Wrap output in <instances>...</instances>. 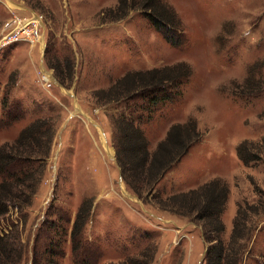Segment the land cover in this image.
Returning <instances> with one entry per match:
<instances>
[{
    "label": "rangeland",
    "instance_id": "obj_1",
    "mask_svg": "<svg viewBox=\"0 0 264 264\" xmlns=\"http://www.w3.org/2000/svg\"><path fill=\"white\" fill-rule=\"evenodd\" d=\"M145 1L0 0V147L36 120L53 134L22 211L0 216L11 264H217L205 258L215 244L220 264H264V0H163L180 26L176 46L143 15ZM164 67L189 76L169 82L175 96L150 115L145 89L111 92L127 74ZM123 119L150 156L172 125L194 123L200 134L141 197L117 162ZM213 180L228 196L220 241L210 242L198 212L182 217L169 200Z\"/></svg>",
    "mask_w": 264,
    "mask_h": 264
},
{
    "label": "trees",
    "instance_id": "obj_2",
    "mask_svg": "<svg viewBox=\"0 0 264 264\" xmlns=\"http://www.w3.org/2000/svg\"><path fill=\"white\" fill-rule=\"evenodd\" d=\"M144 4L143 15L155 30L164 35L170 45L180 44V37L175 36L174 38L176 29L180 26L175 21L172 9L167 7L163 0H146ZM175 67L177 72L182 73L180 68H184V64ZM169 74L173 75L174 73L166 67L127 74L119 80L116 87L111 88V92L113 90L117 92V89L123 85H126L127 90L124 89L126 94L132 93L135 88L145 89L144 98L147 99L148 106L147 109L144 108L146 103L143 107L141 106V109L150 115L153 111L151 108L158 107L163 102H170L175 96L174 93L171 94L168 91L173 88L169 82L180 81L189 76L188 72L174 77ZM115 98L117 100L119 94ZM125 120L123 119L120 125L117 123V162L121 167L122 179L134 193L141 197L145 188L152 187L167 170L179 163L194 144L199 142L200 134L194 123L172 125L164 141L158 144L155 153L150 156L148 142L140 128L134 122ZM52 138L53 134L48 123L45 120H36L21 131L14 141V145L0 147V175L2 176L0 181V216L7 213L9 206L17 205L19 212L22 211L26 200H29L26 190H31L33 181H35V172L32 170L39 161L38 159L45 155L47 149V142H43V140L46 139L48 143H51ZM15 151L17 153H14ZM22 168L26 171L20 170ZM12 169L15 173L20 170L18 178L7 175L8 171ZM208 187L212 188L209 192L206 191ZM200 192H203V195H200ZM227 196V187L220 181L213 180L197 189L175 195L169 202L172 205L170 207L178 206L180 208L182 217H191L196 210L198 213L195 220L201 221L205 240L212 242L214 238L220 241L219 236L224 230L220 215L224 211ZM88 211L89 207L81 208L75 216L71 232L72 242L76 243L77 236L81 233V225L85 223L89 215ZM210 234H213L214 238L209 239ZM0 244V264H11L13 259L11 253L7 251L8 241L4 244V240L1 239ZM75 247L74 245L76 251ZM222 250L221 246L219 249L215 244L213 250L211 247L207 251L205 258H215L217 264H220L224 259Z\"/></svg>",
    "mask_w": 264,
    "mask_h": 264
},
{
    "label": "built area",
    "instance_id": "obj_3",
    "mask_svg": "<svg viewBox=\"0 0 264 264\" xmlns=\"http://www.w3.org/2000/svg\"><path fill=\"white\" fill-rule=\"evenodd\" d=\"M28 23H32V24H38L39 26H41V20L38 18V17H35V16H32V18H31V20L28 22ZM28 23H27V25H28ZM26 24V23H25ZM19 30H23V28H21V27H19ZM15 32H19V31H17V30H14V31H12V33L9 35H7V37H6V40H4V44H9L10 43V40L9 39H7L8 37H11L12 35H14L15 34ZM20 33H23V34H26L25 32H23V31H20ZM18 35V34H17ZM16 35V36H17ZM26 36H29L28 34H26ZM25 38V37H24ZM15 41L16 42H18V40H17V38L15 39ZM3 44V45H4ZM5 47V46H4ZM43 76L44 75H46L45 74V72L43 71ZM45 77V76H44Z\"/></svg>",
    "mask_w": 264,
    "mask_h": 264
}]
</instances>
